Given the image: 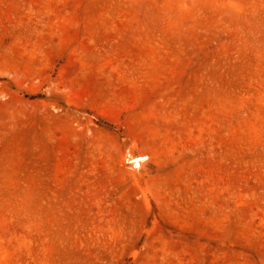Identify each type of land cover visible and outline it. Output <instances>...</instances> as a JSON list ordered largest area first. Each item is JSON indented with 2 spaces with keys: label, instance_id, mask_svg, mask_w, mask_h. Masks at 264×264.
Instances as JSON below:
<instances>
[{
  "label": "rangeland",
  "instance_id": "374dc122",
  "mask_svg": "<svg viewBox=\"0 0 264 264\" xmlns=\"http://www.w3.org/2000/svg\"><path fill=\"white\" fill-rule=\"evenodd\" d=\"M0 264H264V0H0Z\"/></svg>",
  "mask_w": 264,
  "mask_h": 264
},
{
  "label": "bare ground",
  "instance_id": "6f19581e",
  "mask_svg": "<svg viewBox=\"0 0 264 264\" xmlns=\"http://www.w3.org/2000/svg\"><path fill=\"white\" fill-rule=\"evenodd\" d=\"M143 159H144L143 157L141 158V156H139V157L133 158L131 161L132 162H139V161H141Z\"/></svg>",
  "mask_w": 264,
  "mask_h": 264
}]
</instances>
